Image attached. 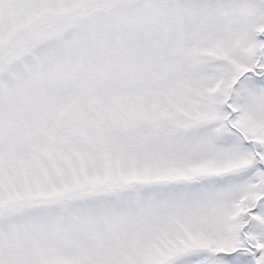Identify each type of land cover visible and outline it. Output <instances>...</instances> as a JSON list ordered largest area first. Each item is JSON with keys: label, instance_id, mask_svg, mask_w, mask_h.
<instances>
[{"label": "snow or ice", "instance_id": "snow-or-ice-1", "mask_svg": "<svg viewBox=\"0 0 264 264\" xmlns=\"http://www.w3.org/2000/svg\"><path fill=\"white\" fill-rule=\"evenodd\" d=\"M0 264H264V0H0Z\"/></svg>", "mask_w": 264, "mask_h": 264}]
</instances>
